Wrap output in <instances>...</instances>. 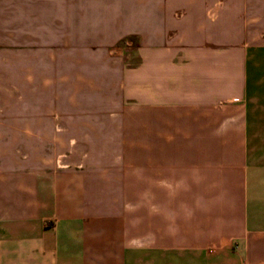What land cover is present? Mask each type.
<instances>
[{
  "label": "crops",
  "instance_id": "1",
  "mask_svg": "<svg viewBox=\"0 0 264 264\" xmlns=\"http://www.w3.org/2000/svg\"><path fill=\"white\" fill-rule=\"evenodd\" d=\"M0 49V264H264V0H16Z\"/></svg>",
  "mask_w": 264,
  "mask_h": 264
},
{
  "label": "rangeland",
  "instance_id": "2",
  "mask_svg": "<svg viewBox=\"0 0 264 264\" xmlns=\"http://www.w3.org/2000/svg\"><path fill=\"white\" fill-rule=\"evenodd\" d=\"M16 0H0V49L7 44V30L16 23ZM6 46V45H5Z\"/></svg>",
  "mask_w": 264,
  "mask_h": 264
}]
</instances>
